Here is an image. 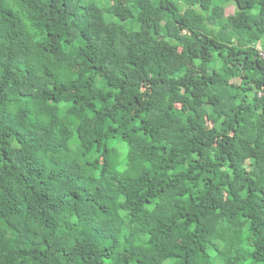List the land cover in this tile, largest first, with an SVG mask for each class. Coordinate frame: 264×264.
I'll use <instances>...</instances> for the list:
<instances>
[{"label": "trees", "instance_id": "obj_1", "mask_svg": "<svg viewBox=\"0 0 264 264\" xmlns=\"http://www.w3.org/2000/svg\"><path fill=\"white\" fill-rule=\"evenodd\" d=\"M0 0V264H264V0Z\"/></svg>", "mask_w": 264, "mask_h": 264}, {"label": "rangeland", "instance_id": "obj_2", "mask_svg": "<svg viewBox=\"0 0 264 264\" xmlns=\"http://www.w3.org/2000/svg\"><path fill=\"white\" fill-rule=\"evenodd\" d=\"M218 4L226 6V15H230L234 11V7L230 4H227L225 0H217Z\"/></svg>", "mask_w": 264, "mask_h": 264}, {"label": "built area", "instance_id": "obj_3", "mask_svg": "<svg viewBox=\"0 0 264 264\" xmlns=\"http://www.w3.org/2000/svg\"><path fill=\"white\" fill-rule=\"evenodd\" d=\"M263 57H264V54H263Z\"/></svg>", "mask_w": 264, "mask_h": 264}]
</instances>
